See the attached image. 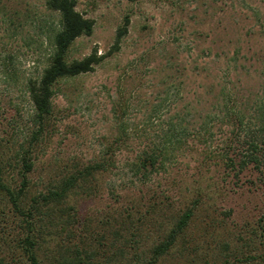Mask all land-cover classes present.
Returning a JSON list of instances; mask_svg holds the SVG:
<instances>
[{
  "label": "rangeland",
  "instance_id": "rangeland-1",
  "mask_svg": "<svg viewBox=\"0 0 264 264\" xmlns=\"http://www.w3.org/2000/svg\"><path fill=\"white\" fill-rule=\"evenodd\" d=\"M76 8L94 27L74 40L68 59L108 52L125 15L128 32L92 71L53 85L52 112L40 123L29 87L49 64L59 14L43 0H0L2 180L20 186L28 206L72 167L114 154L113 167L49 204L52 220H69L64 227L33 216L39 264H58L75 248L91 264H144L188 207L187 228L154 264H205L222 242L238 255L255 232L253 245L264 250V165H236L263 122L264 0H77ZM121 100L130 131L116 144L112 108ZM170 122L187 128L183 145L157 171L134 177L128 163ZM26 150L32 166L23 175ZM4 210L0 264L21 254L18 236L27 230L11 203Z\"/></svg>",
  "mask_w": 264,
  "mask_h": 264
},
{
  "label": "trees",
  "instance_id": "trees-1",
  "mask_svg": "<svg viewBox=\"0 0 264 264\" xmlns=\"http://www.w3.org/2000/svg\"><path fill=\"white\" fill-rule=\"evenodd\" d=\"M46 8L52 11H56L59 14V28L55 31L53 36V52L50 56L49 64L43 69V72L38 80H34L30 83L29 92L33 105L37 111V116L41 122L52 112V96L54 94L53 85L60 79L75 77L77 75L90 72L94 69V66L100 63L107 55L118 51L121 45L122 38L128 32V26L130 23L129 15L123 17L121 25L118 26L115 32L114 42L111 45L108 52L105 54H98L96 49H93L89 54L82 58L68 59V50L75 39L83 35H90L93 31L94 20L86 17L83 13L79 12L76 8L77 0H43ZM264 92V88H263ZM221 100L229 102V92L222 90ZM154 107V109H156ZM262 127L257 133L250 135L245 140L247 145L245 153L241 154V158L236 165H239V170L246 167L247 164L252 163L255 167H261L264 165V110L260 111ZM233 116L242 122V117L235 109L231 112ZM112 115L116 126V134L114 136L115 143H124L128 139L130 126L128 118V105L126 101L121 100L116 103L112 108ZM187 128L181 127L179 130L176 124L172 126L170 122V128L163 133L161 139L156 142L149 150H142L136 154L135 158L128 163V170L134 177L140 175L145 178L147 175L157 171L163 165V163L172 158V154L182 146L187 135ZM28 150L21 158L22 173L25 175L27 171L31 170L32 162H30L27 156ZM114 154L107 151L101 155V158L94 159L90 164L83 168H76L74 166L69 173L63 174L59 180V184H56L48 190L47 193L43 194L40 198L33 199L30 205L24 204L22 196V188L11 187L10 184L5 183L0 177V221L5 220L4 201L9 202L12 205L14 211L19 215V218L25 221L24 227L26 231L19 235L18 242L20 244L21 254L17 257L12 256V262L9 264H22L23 261L26 264H39L38 257V245L39 241L37 236L33 234L34 231V219L33 216L36 213L44 216V223L54 224L55 220H52V215L47 207L52 201H61L63 198L68 196L69 191L75 187L79 182L87 183L91 180L93 175L99 171H107L109 168L115 165L113 160ZM226 156L227 165L234 166V159L228 155ZM25 176L23 178L22 186L24 184ZM17 188V189H15ZM8 200L4 198L8 195ZM195 205V204H193ZM195 207V206H194ZM193 207L186 208L181 212L176 222L169 229L168 233L164 235L162 240L155 244L151 249V257L144 264H154L156 260L166 254L172 247L177 238L187 228L190 219L193 215ZM58 217V216H56ZM67 224L68 219L58 218L55 224ZM49 226V225H47ZM4 229L7 225L4 222ZM260 234V237L264 238V228ZM0 240L4 235V231L0 230ZM255 236H251L246 241L247 246H250L245 251L240 250L239 254L236 255L235 251L231 250L228 242H222L221 249L217 250V256L215 259L206 260L205 264H216L217 259L222 258L223 260L219 264H264V250L258 249V246H254ZM258 237V236H257ZM7 248L6 239L1 243L0 250ZM69 254L63 256L58 264H91L90 260L81 258V254L78 249L75 248L74 252L68 250ZM227 251V252H224ZM16 254V253H14ZM121 256V255H119ZM19 257V259H18ZM3 256L0 258V260ZM71 258V259H70ZM2 261V260H1ZM7 263V264H8ZM136 264H143L136 259Z\"/></svg>",
  "mask_w": 264,
  "mask_h": 264
}]
</instances>
